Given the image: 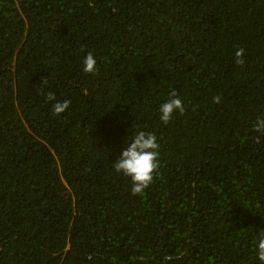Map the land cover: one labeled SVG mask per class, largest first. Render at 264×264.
Masks as SVG:
<instances>
[{"label":"trees","instance_id":"16d2710c","mask_svg":"<svg viewBox=\"0 0 264 264\" xmlns=\"http://www.w3.org/2000/svg\"><path fill=\"white\" fill-rule=\"evenodd\" d=\"M258 117L264 0H0V264H259ZM136 130L160 147L133 195L112 162Z\"/></svg>","mask_w":264,"mask_h":264},{"label":"clouds","instance_id":"9594fccd","mask_svg":"<svg viewBox=\"0 0 264 264\" xmlns=\"http://www.w3.org/2000/svg\"><path fill=\"white\" fill-rule=\"evenodd\" d=\"M244 50L235 52V63L243 64ZM97 59L93 52L89 51L83 57L82 71L95 73L97 71ZM46 99L51 104V111L59 116L68 110L71 101L69 99L58 100L52 91L45 93ZM220 96H214L213 102L220 103ZM184 104L176 91H171L169 98L159 105L157 110L159 119L168 123L175 113L183 114ZM254 128L257 132L264 133V117H258ZM159 143L154 132L146 130L134 131L126 140L125 146L117 158L112 162V168L116 173H122L131 179V192L133 195L143 192L153 182L154 172L158 167ZM255 259L259 264H264V231H261L253 242Z\"/></svg>","mask_w":264,"mask_h":264}]
</instances>
